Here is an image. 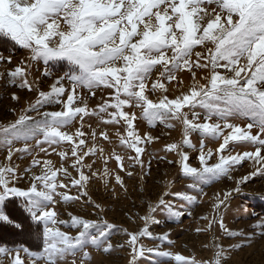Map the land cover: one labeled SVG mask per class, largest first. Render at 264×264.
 Returning <instances> with one entry per match:
<instances>
[{
	"label": "snow or ice",
	"instance_id": "1",
	"mask_svg": "<svg viewBox=\"0 0 264 264\" xmlns=\"http://www.w3.org/2000/svg\"><path fill=\"white\" fill-rule=\"evenodd\" d=\"M8 43L26 50L28 56L6 74L5 83L38 95L27 108L12 110L14 120L0 123V150L6 152L8 161L0 162V226L24 229L11 199L22 198L27 218L43 225L44 248L38 259L44 264H67L69 257L70 264H77L79 254L81 264H87L90 247L108 252L113 225L107 220L69 213L68 223L57 218L52 206L59 202L57 198L67 204L81 200V194L87 197L94 178L113 193L114 180L126 193L121 172L132 178L138 170L142 179L150 174L152 161L142 157L146 145L161 137L150 131L140 133L135 124V109H139L150 128L159 123L170 130L166 135L179 132L180 140L162 149L165 155L160 162L178 166L181 179L189 181L188 187L196 194L171 193L164 184V193L154 203L150 197L145 201L147 212L139 216L143 227L127 233L129 264H137L145 251L176 264H198L195 258L146 249L140 241L152 237L150 224L161 223L154 215L157 210L169 217L185 214L165 196L195 205L198 197L206 195L203 186L232 180V172L248 161L254 171L235 181L232 189L217 193L213 212L201 216L206 223L197 228V232L212 233L207 264H229L235 246H225L224 238L246 234L229 229L223 211L250 176L264 175V0H0V44ZM40 61L45 66L61 61L69 66L50 91H38L29 80L30 62ZM11 62V54L0 53V63ZM44 75H50L47 67ZM65 78L70 88L64 87ZM78 88L87 89L93 97L97 90L101 92L95 107L90 108L87 99L78 95ZM11 98L20 101L15 93ZM52 106L59 110H43ZM85 117H95L101 130ZM113 137L118 145L113 144ZM99 140L107 141L111 150L106 152ZM205 141L218 147L213 151ZM192 152L198 153L196 166L190 163ZM53 153L60 158L58 167L46 158ZM168 153L175 158L168 159ZM16 154L17 159L31 158L23 172L13 163ZM213 157L215 161L209 163ZM113 159L118 165L115 170L108 166ZM100 162L103 167L98 166ZM23 181L28 186L22 189ZM73 189L77 194L69 195ZM93 206L99 213L105 210L99 203ZM59 225L76 229L77 235L61 231ZM258 226L264 238V219ZM10 254L0 247V256ZM12 264H24L20 250L15 251Z\"/></svg>",
	"mask_w": 264,
	"mask_h": 264
},
{
	"label": "rangeland",
	"instance_id": "2",
	"mask_svg": "<svg viewBox=\"0 0 264 264\" xmlns=\"http://www.w3.org/2000/svg\"><path fill=\"white\" fill-rule=\"evenodd\" d=\"M0 53L4 56L12 55L11 64L0 63V123L12 121L16 118V113L12 110L15 109L19 112L22 108H27L30 102H34L37 98L38 92H29L27 89H19L18 87L6 84L8 79L7 73L13 70L16 66H19L21 61H25L28 53L24 49H20L18 46L13 48L10 43L0 44ZM47 67L49 76H45L44 72ZM69 70V66L66 62H50L48 66H45L42 61L30 62L29 68V80L33 82L34 88L38 91H50L51 85L60 77L64 76ZM188 78L185 75V83L187 84ZM64 87L70 88V84L67 79L64 80ZM15 93L20 96V101L17 102L11 98ZM77 93L87 99L89 107L96 106L98 99L101 96V92L97 90L96 96L90 95L87 89H77ZM107 98L108 93H104ZM44 111L59 110V106H52L43 109ZM137 114V120L135 124L141 134L145 132H151L153 136H160L159 141H155L146 145L143 159L147 162L152 161L150 174H146L143 179L139 171L132 178L126 176L124 172L120 174L125 177V184L127 185V192L115 185V181H112V186L115 187V193L112 188L105 189L104 184L96 180L89 183L87 197L82 196L81 200L73 201L70 203H64L58 199V203L54 204L52 208L57 212V218L60 220L71 222L72 215H77L82 218L91 220H107L113 227L109 230V238L112 244V248L105 252L103 249L96 251L93 248H88L87 251L91 253V259L87 264H129L130 249L127 244L129 237L128 232H136L143 227V221L139 219V216H143L147 212L145 201L150 197L154 203L160 195L165 191L164 184H168V191L171 193L185 192L190 195H195V191L188 187L189 181L181 179V172L178 166L168 164L167 162H160V157L165 155L162 149L167 143L177 142L180 140V134L178 131H172L171 135L165 133L170 130L165 129L162 124H157L156 127L150 128L147 121L140 118V110L135 109ZM86 122H90L93 127L97 128V131L101 130V125L95 117H85ZM237 123H240L237 121ZM78 127V124H77ZM75 129L73 128L72 131ZM85 131H90L86 128ZM256 129H253L255 132ZM113 144L118 145V141L115 137L112 138ZM194 143H199L196 134L193 135ZM98 143L103 144L105 151L111 150V145L107 141L99 140ZM207 148L215 149L218 144L210 141H205ZM116 151L123 153L119 147H116ZM242 151L241 149H237ZM251 150V149H247ZM52 152V150H49ZM264 154V153H262ZM41 158H45L41 153ZM6 152L0 150V162L8 163L5 159ZM19 154L13 156V163L18 164L21 172L31 164L30 157H24L23 159H17ZM47 159L54 161L58 167L60 165V158L54 153L47 156ZM175 158L174 153H168V159ZM210 160L209 163H213ZM87 162V161H86ZM190 163L193 166L198 164V153L192 152L190 155ZM100 167H103V163L100 162ZM108 166L115 170L118 165L114 159L110 160ZM147 169V163L145 164ZM38 171V170H37ZM71 171V169H70ZM254 169L251 167L250 162L245 161L242 163L241 170L232 172L233 179L229 180L224 178L219 182H214L211 185L203 186V191L206 195L198 197V203L193 205L187 201H180L174 196H165V199L172 200L177 208L183 211L185 214L179 217H169L167 213L157 210L154 214L157 219L161 221L158 225H149V230L152 233V237H143L140 241L145 248L162 249L164 251H170L173 254L183 255L185 258L191 260L195 258L198 264H207V261L211 258L212 252L208 249V245L212 240V233L197 232V228L203 227L206 223L201 220L203 215H210L213 212L214 198L217 193L230 190L235 186V181L240 177L249 175ZM73 175H76L73 172ZM23 189L28 186L27 181H23L19 184ZM241 191L239 193H233V196L229 198V206L223 211L224 221L228 228L236 231H241L246 236L227 238L225 237L223 243L225 246H235L231 255L229 264H264V238H261L260 232L262 229L258 226L261 219H264V175L257 173L255 176H250L249 180L240 185ZM67 191V190H64ZM196 191H199L197 189ZM75 190H71L69 195H76ZM18 199V198H17ZM22 199V198H21ZM90 201L89 204H85L84 201ZM99 203L104 207V212L99 213L94 208V204ZM191 212V215L187 213ZM138 214V215H137ZM133 217L134 221L129 219ZM61 231L68 232L70 235H77V230L74 228H68L65 225H59ZM29 228V229H28ZM37 229L38 231H34ZM217 235H219L218 226H214L213 229ZM22 234V231H18L11 226H0V247L6 248L9 253L7 257L0 256L3 260V264H12L14 260L15 251L20 250V257L24 261V264H44L43 261L38 259V256L43 254V225H36V227H26ZM39 235H36V233ZM93 232L95 230L93 229ZM167 236L166 240H160L159 237ZM155 237V239L153 238ZM247 237H251L248 239ZM123 245V247H120ZM243 245V247H241ZM27 249L28 251H24ZM72 257L68 258L67 264H70ZM77 264H81L82 254L75 257ZM137 264H176L174 260L169 261L168 258L159 257L155 252H147L143 257H137Z\"/></svg>",
	"mask_w": 264,
	"mask_h": 264
},
{
	"label": "trees",
	"instance_id": "3",
	"mask_svg": "<svg viewBox=\"0 0 264 264\" xmlns=\"http://www.w3.org/2000/svg\"><path fill=\"white\" fill-rule=\"evenodd\" d=\"M15 201V211H14V215L18 220H23L25 223V227L22 230V234L25 231L26 227H36V225H34L28 218H27V213L24 212L23 208L21 207L22 204V199L21 198H11ZM1 227H6V226H1ZM29 229V228H28ZM34 230V229H33ZM35 232L38 231L37 229L34 230Z\"/></svg>",
	"mask_w": 264,
	"mask_h": 264
}]
</instances>
